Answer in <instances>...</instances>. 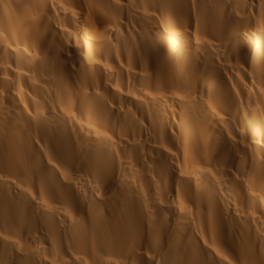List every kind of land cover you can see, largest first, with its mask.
Segmentation results:
<instances>
[{
	"label": "bare ground",
	"instance_id": "bare-ground-1",
	"mask_svg": "<svg viewBox=\"0 0 264 264\" xmlns=\"http://www.w3.org/2000/svg\"><path fill=\"white\" fill-rule=\"evenodd\" d=\"M0 264H264V0H0Z\"/></svg>",
	"mask_w": 264,
	"mask_h": 264
}]
</instances>
